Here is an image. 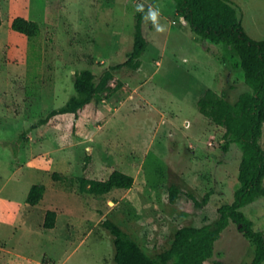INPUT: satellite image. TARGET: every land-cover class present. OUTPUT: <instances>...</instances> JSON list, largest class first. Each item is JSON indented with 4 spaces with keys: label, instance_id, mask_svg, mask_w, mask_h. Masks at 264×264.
Instances as JSON below:
<instances>
[{
    "label": "rangeland",
    "instance_id": "374dc122",
    "mask_svg": "<svg viewBox=\"0 0 264 264\" xmlns=\"http://www.w3.org/2000/svg\"><path fill=\"white\" fill-rule=\"evenodd\" d=\"M232 1L249 36L264 40V0ZM141 6L155 13L145 17L142 66L117 70L115 93L96 96L78 119L61 115L19 138L75 94L76 72L100 75L127 60ZM0 11V264H115L106 219L149 256L169 249L180 227L214 226L240 186L243 150L224 149L226 129L199 112L198 99L211 88L235 103L250 91L235 49L197 36L175 0H0ZM18 16L38 21L41 35L14 31ZM114 170L134 176L133 187L90 190V179ZM36 183L47 192L30 206ZM48 209L58 213L54 229L43 227ZM242 210L264 231V197ZM255 252L232 221L205 264H252Z\"/></svg>",
    "mask_w": 264,
    "mask_h": 264
},
{
    "label": "trees",
    "instance_id": "16d2710c",
    "mask_svg": "<svg viewBox=\"0 0 264 264\" xmlns=\"http://www.w3.org/2000/svg\"><path fill=\"white\" fill-rule=\"evenodd\" d=\"M177 14L189 24L192 31L202 40L215 44L225 43L232 46L241 60L245 82L250 91L244 92L233 103L225 96L209 88L198 99L199 112L226 129L227 139L223 146L228 150L230 145L238 143L242 147L239 182L240 186L232 203L218 209L219 217L214 226H183L176 234L171 247L155 256H149L136 240L116 222L106 219L104 227L113 237L115 264H205L214 256L215 244L222 233L234 221L240 231L253 240L256 252L252 264H264V231L256 230L253 221L242 210L248 204L264 197V147L261 144L264 126V40H254L246 32L237 7L232 0H175ZM141 9V8H140ZM136 13L134 44L126 61L112 65L96 75L90 69L76 72L74 76L75 94L68 102L51 110L36 124L24 129L19 138L40 125L50 124L56 117L73 114L78 119L83 110L99 94L109 99L117 90L116 71L128 67L139 69L142 56L148 46L147 24L145 17L148 6ZM0 11V26L2 25ZM12 29L22 33L29 40L41 35L38 21L23 16L14 18ZM15 157H18L19 145L14 144ZM59 173L52 175L57 181ZM135 178L121 170H114L105 180L90 179L89 188L97 194H107L115 189H131ZM47 186L43 183L33 184L26 202L30 206L38 205L45 197ZM180 190L172 186L170 196L176 202ZM195 200L198 206L207 204L209 195L202 202ZM58 213L48 209L45 213L43 227L54 229Z\"/></svg>",
    "mask_w": 264,
    "mask_h": 264
},
{
    "label": "clouds",
    "instance_id": "9594fccd",
    "mask_svg": "<svg viewBox=\"0 0 264 264\" xmlns=\"http://www.w3.org/2000/svg\"><path fill=\"white\" fill-rule=\"evenodd\" d=\"M140 10H142V6H141V9ZM149 14L152 17V19L155 20V13L152 12V10H149Z\"/></svg>",
    "mask_w": 264,
    "mask_h": 264
}]
</instances>
